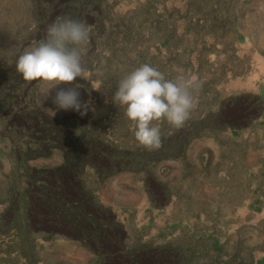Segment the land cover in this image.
Segmentation results:
<instances>
[{
  "label": "rangeland",
  "instance_id": "1",
  "mask_svg": "<svg viewBox=\"0 0 264 264\" xmlns=\"http://www.w3.org/2000/svg\"><path fill=\"white\" fill-rule=\"evenodd\" d=\"M57 19L91 28L83 78L60 86L82 85L89 111L52 117L55 90L46 98L39 81H25L31 100L9 110L1 86ZM145 63L200 83L182 127L154 122L162 146L152 151L112 102ZM33 108L118 155L93 157L73 179L90 215L118 226V249L37 217L73 145L38 149L40 129L16 118ZM149 254L168 255L163 264H264V0H0V264H157Z\"/></svg>",
  "mask_w": 264,
  "mask_h": 264
},
{
  "label": "clouds",
  "instance_id": "2",
  "mask_svg": "<svg viewBox=\"0 0 264 264\" xmlns=\"http://www.w3.org/2000/svg\"><path fill=\"white\" fill-rule=\"evenodd\" d=\"M90 26L84 21L57 19L47 25L44 38L31 50L16 60L15 70L24 81H39L45 86L46 98L53 90L52 117L57 110H73L84 116L89 111L88 102H82L79 88L60 87L72 85L84 75V45L90 37ZM177 75L165 74L150 64H142L118 82L112 102L123 109L131 122L135 141L147 150L162 146L160 121L174 127H182L195 107L192 90L199 81L176 69ZM107 102V101H106Z\"/></svg>",
  "mask_w": 264,
  "mask_h": 264
},
{
  "label": "trees",
  "instance_id": "3",
  "mask_svg": "<svg viewBox=\"0 0 264 264\" xmlns=\"http://www.w3.org/2000/svg\"><path fill=\"white\" fill-rule=\"evenodd\" d=\"M24 82L22 75L14 70L9 80L1 86L6 93L4 98L9 110H15L24 101L31 100L25 89ZM16 118L36 125L40 129L44 142L39 144L38 149L42 151L44 149L50 151L57 147L61 148L69 143L73 145L70 159L55 170L51 187L47 186L43 192L44 196L38 194L40 199L42 198L41 201H38V206L40 209H44L43 213H38L37 217L40 221L52 226H68L74 232H81L88 237L90 236L100 243L105 253H110L109 250L118 249L121 243L118 226L111 224L110 221L105 223L100 218L90 215L89 209L92 207L90 205V196L83 194L79 190L77 182L73 180L90 163L93 157L97 156L99 159L107 157L108 163L109 161L111 163L112 157L117 158L118 155L112 153V157H109L111 154L108 155L105 152L103 145L96 144L91 138L84 140L76 132L67 130L65 125L68 126V124L72 123L70 119L47 120L35 108L28 111L19 109ZM181 148L182 141L179 142L178 149ZM39 156L42 155L40 154ZM108 230L113 231L114 236H110ZM109 255H112V252ZM167 256H163V261L168 260ZM146 257L154 262L157 261V264L164 263L160 256L153 257L152 254H149ZM118 259L113 254L111 262H116ZM142 259L145 260V257ZM141 264H143V261Z\"/></svg>",
  "mask_w": 264,
  "mask_h": 264
},
{
  "label": "flooded vegetation",
  "instance_id": "4",
  "mask_svg": "<svg viewBox=\"0 0 264 264\" xmlns=\"http://www.w3.org/2000/svg\"><path fill=\"white\" fill-rule=\"evenodd\" d=\"M108 231H109L110 236H114V232L113 231H110V230H108Z\"/></svg>",
  "mask_w": 264,
  "mask_h": 264
}]
</instances>
